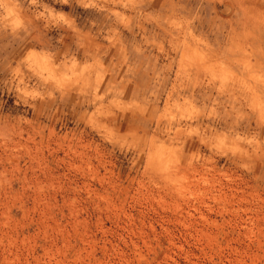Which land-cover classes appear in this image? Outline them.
<instances>
[{"label":"rangeland","instance_id":"obj_1","mask_svg":"<svg viewBox=\"0 0 264 264\" xmlns=\"http://www.w3.org/2000/svg\"><path fill=\"white\" fill-rule=\"evenodd\" d=\"M0 264H264V0H0Z\"/></svg>","mask_w":264,"mask_h":264},{"label":"bare ground","instance_id":"obj_2","mask_svg":"<svg viewBox=\"0 0 264 264\" xmlns=\"http://www.w3.org/2000/svg\"><path fill=\"white\" fill-rule=\"evenodd\" d=\"M232 7V6H231Z\"/></svg>","mask_w":264,"mask_h":264}]
</instances>
